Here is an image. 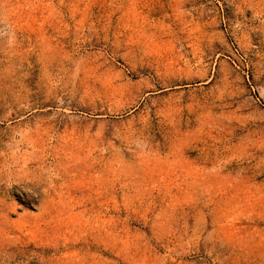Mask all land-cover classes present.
I'll return each instance as SVG.
<instances>
[{"label": "rangeland", "instance_id": "1", "mask_svg": "<svg viewBox=\"0 0 264 264\" xmlns=\"http://www.w3.org/2000/svg\"><path fill=\"white\" fill-rule=\"evenodd\" d=\"M0 264H264V0H0Z\"/></svg>", "mask_w": 264, "mask_h": 264}]
</instances>
